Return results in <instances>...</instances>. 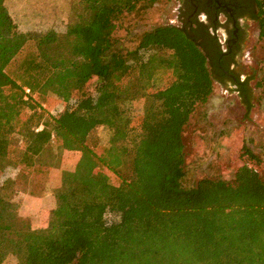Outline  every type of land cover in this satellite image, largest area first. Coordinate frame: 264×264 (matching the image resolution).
<instances>
[{"label":"trees","instance_id":"trees-1","mask_svg":"<svg viewBox=\"0 0 264 264\" xmlns=\"http://www.w3.org/2000/svg\"><path fill=\"white\" fill-rule=\"evenodd\" d=\"M156 1L71 0L65 32L22 33L0 0V264H264L260 173L244 165L229 182L182 183L185 128L217 84L208 56L174 25L143 32L134 49L116 38L125 16ZM254 1L264 40V0ZM29 46L23 75L12 76ZM257 86L264 100V75ZM248 90L236 88L247 103ZM49 98L61 112L46 109ZM102 127L108 146L90 145ZM65 152L81 158L36 229L13 197L47 186Z\"/></svg>","mask_w":264,"mask_h":264},{"label":"rangeland","instance_id":"rangeland-1","mask_svg":"<svg viewBox=\"0 0 264 264\" xmlns=\"http://www.w3.org/2000/svg\"><path fill=\"white\" fill-rule=\"evenodd\" d=\"M8 1L9 12L22 33L50 30L65 32L71 0ZM178 6V0H158L148 6L139 5L134 13L119 22L116 38L121 40L120 43L125 48L134 49L143 32L159 26H179L176 18ZM2 44L5 49L10 46L6 42ZM248 48V57L244 62L249 78L248 103L240 97L234 86L224 88L216 84L209 102L197 110L185 128L183 141L186 159L182 166V183L185 187L191 188L202 179L232 181L244 165L254 168L264 179V100L257 86L264 75V40L259 37L257 24L252 25ZM33 50L32 46L26 48L7 71L14 77L22 76L23 63L32 56ZM45 107L53 115L63 109L55 98H49ZM110 136L107 128H99L93 134L90 145L98 148L108 146ZM244 150L257 155L260 163L255 164L245 158ZM80 158L79 152H65L60 167L51 172L47 186L31 185L32 191L42 194L45 188L48 192L58 187L61 174L74 171ZM9 174L11 179H15V190L28 191L23 180L17 179V175L11 171L8 172V177ZM6 178H1L0 183ZM112 178L116 181L114 176ZM17 194L13 197V202L18 206L20 214L21 205L16 202ZM141 203L136 201L133 212L140 211ZM6 264H15V260L10 259Z\"/></svg>","mask_w":264,"mask_h":264},{"label":"flooded vegetation","instance_id":"flooded-vegetation-1","mask_svg":"<svg viewBox=\"0 0 264 264\" xmlns=\"http://www.w3.org/2000/svg\"><path fill=\"white\" fill-rule=\"evenodd\" d=\"M178 27L208 56L216 83L226 88L248 81L245 59L251 28L257 24L254 0H178ZM247 75V76H246Z\"/></svg>","mask_w":264,"mask_h":264},{"label":"crops","instance_id":"crops-1","mask_svg":"<svg viewBox=\"0 0 264 264\" xmlns=\"http://www.w3.org/2000/svg\"><path fill=\"white\" fill-rule=\"evenodd\" d=\"M16 202L20 203V216L29 218L34 228H43L49 213L55 208V198L51 190L42 194L20 192Z\"/></svg>","mask_w":264,"mask_h":264},{"label":"built area","instance_id":"built-area-1","mask_svg":"<svg viewBox=\"0 0 264 264\" xmlns=\"http://www.w3.org/2000/svg\"><path fill=\"white\" fill-rule=\"evenodd\" d=\"M30 91L29 90H26V93H29Z\"/></svg>","mask_w":264,"mask_h":264}]
</instances>
